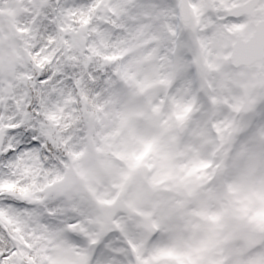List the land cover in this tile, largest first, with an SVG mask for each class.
Wrapping results in <instances>:
<instances>
[{"label": "snow or ice", "instance_id": "snow-or-ice-1", "mask_svg": "<svg viewBox=\"0 0 264 264\" xmlns=\"http://www.w3.org/2000/svg\"><path fill=\"white\" fill-rule=\"evenodd\" d=\"M0 264H264V0H0Z\"/></svg>", "mask_w": 264, "mask_h": 264}]
</instances>
